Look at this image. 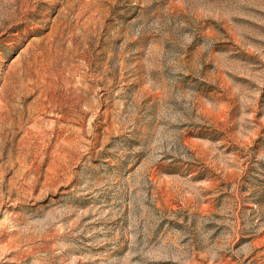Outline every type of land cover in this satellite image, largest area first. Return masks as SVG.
<instances>
[{"label":"rangeland","instance_id":"1","mask_svg":"<svg viewBox=\"0 0 264 264\" xmlns=\"http://www.w3.org/2000/svg\"><path fill=\"white\" fill-rule=\"evenodd\" d=\"M0 264H264V0H0Z\"/></svg>","mask_w":264,"mask_h":264}]
</instances>
